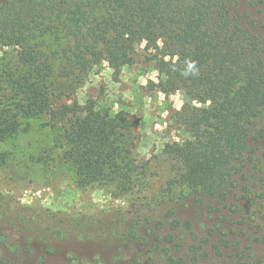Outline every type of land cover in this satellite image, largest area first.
<instances>
[{"label":"trees","instance_id":"1","mask_svg":"<svg viewBox=\"0 0 264 264\" xmlns=\"http://www.w3.org/2000/svg\"><path fill=\"white\" fill-rule=\"evenodd\" d=\"M236 5L233 0L1 1L0 142L19 133L26 120L49 115L62 124L58 144L78 187L111 186L116 196L141 197L149 189L152 160L140 159L139 121L126 108L112 111L93 100L82 105L75 94L95 66L106 61L117 74L139 60L144 44L145 59L155 61L159 74L152 86L165 95L181 91L186 98L173 112V128L182 136L163 148L173 171L162 183V197L177 205L192 196L227 201L240 187V195L250 199L251 182L264 180L259 168L264 39ZM167 214L178 229L183 222L175 205ZM50 218L48 231L59 224L93 225L66 214ZM35 222L39 229L45 225ZM185 224L191 228L189 220ZM139 225L133 220L122 239L146 243ZM157 239L159 245L162 238ZM237 241L243 244L241 237ZM166 261L186 264L172 256Z\"/></svg>","mask_w":264,"mask_h":264},{"label":"rangeland","instance_id":"2","mask_svg":"<svg viewBox=\"0 0 264 264\" xmlns=\"http://www.w3.org/2000/svg\"><path fill=\"white\" fill-rule=\"evenodd\" d=\"M233 2L246 23L255 21L264 39V0ZM143 47L139 60L117 74L106 61L95 66L75 97L82 105L93 100L112 111L126 108L139 121L138 153L141 160H152L148 191L141 197L116 196L111 186L78 187L62 157L65 148L58 144L62 124L49 115L26 120L19 133L0 142V264H167L166 256L185 258L186 264H264V180L251 182L250 199L240 195V187L227 201L192 196L177 205L162 197V183L173 171L163 148L182 136L173 128V112L183 108L186 98L181 91L165 95L152 86L159 74ZM259 154L264 176V142ZM170 205L183 222L178 229L171 227ZM53 213L83 217L93 225L76 223L68 229L59 224L48 231L46 221ZM38 220L45 223L42 229ZM133 220L139 221L146 243L132 236L122 239ZM146 226L152 228L146 231ZM157 238H162L159 245Z\"/></svg>","mask_w":264,"mask_h":264}]
</instances>
